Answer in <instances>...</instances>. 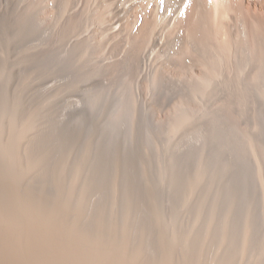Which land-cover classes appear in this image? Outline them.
<instances>
[{
	"label": "bare ground",
	"instance_id": "bare-ground-1",
	"mask_svg": "<svg viewBox=\"0 0 264 264\" xmlns=\"http://www.w3.org/2000/svg\"><path fill=\"white\" fill-rule=\"evenodd\" d=\"M30 40L47 46L37 51L31 62L39 61L41 55L48 60L52 55L73 54L82 49L79 74L68 75L82 77L81 94L62 95L46 104L41 102L42 93L51 96L66 83L67 70L45 76L36 67L22 68L23 58L18 51ZM0 49L6 52L5 61L9 66L0 88L5 87L8 94H12L23 86L19 94L18 121L24 123L28 112L41 106L34 112L36 115L32 114L35 118L27 132L23 131L21 136L16 134L15 161L18 165L30 166L31 161L41 156L40 152L50 149V145H56L65 136L64 141L71 144L77 136L73 129L75 118L82 113L87 119L88 110L96 103L104 98L113 100L115 104L103 124L96 153L94 151L85 166L86 175L92 179L89 202L107 205L110 181L117 180L120 187L118 210L123 211V203L130 200L134 216L149 206L138 166L131 154L126 155L124 167L119 168V177L112 180L108 172L111 152L107 151L108 141L113 140L119 124L128 122L134 99L155 120L174 119L183 113L208 118L190 127L178 146L194 142L209 124L214 123L216 142L213 149L229 136L236 146L245 147L232 134L233 119L238 116L243 94L252 117H260L264 110V99L260 97L264 96H259V92H264V0H0ZM180 99L195 108L177 106L172 109L171 105ZM199 107L200 110L196 109ZM54 154H44L41 166L34 169L30 166L29 176L21 181L15 179L18 182L14 184L16 203L13 205L10 201L12 208L6 209L7 212L11 210L8 215L12 218V227L0 226V264H53L55 255L57 263L54 264H155L152 257L155 258L156 252L159 255V249L153 230L144 231L146 247L142 254L136 250L135 236L139 229L133 228V232L132 228L130 231L103 230L102 236L112 234L107 240L92 241L88 237L89 233L83 229L87 217L80 218L82 179L75 183L63 205L70 207L77 202L76 211L54 216L50 206L51 188L47 186L45 192L42 188L43 193L38 194L35 182L37 173L43 169H47V173L49 166L54 167ZM262 156L264 159V154ZM151 174L153 178H150L154 179ZM169 181L174 184L171 195L174 196L177 188L171 174ZM45 182L50 184V178H45ZM126 187H129L127 196ZM198 195L195 198L199 199ZM73 212L78 215L77 219H71ZM108 216L104 213L105 218ZM54 234L64 247H52ZM197 244V240L192 243L187 258H198L200 262L204 257ZM173 246L180 254L179 243ZM208 246L206 252L209 254ZM235 250L233 248L226 256L225 264H237L233 260ZM163 253L162 264H181L176 254L168 250ZM237 257L236 260L240 258ZM187 258L182 264H187ZM200 264H205L204 260Z\"/></svg>",
	"mask_w": 264,
	"mask_h": 264
},
{
	"label": "rangeland",
	"instance_id": "rangeland-1",
	"mask_svg": "<svg viewBox=\"0 0 264 264\" xmlns=\"http://www.w3.org/2000/svg\"><path fill=\"white\" fill-rule=\"evenodd\" d=\"M42 47L47 46L37 40H30L22 51H18L23 58L22 68L36 67L42 70L45 76L61 74L67 70V74H65L67 80L51 96L42 93L40 95L41 102L46 104L62 95L81 94L82 77H68V75L79 74L82 68V49L73 54L52 55L48 60L45 55H41L39 61L31 62V59ZM0 51V84H3L2 81L7 78L6 71L9 66L5 61L6 52L4 49H0ZM40 62H44V64H39ZM22 88L23 86L19 87L12 94H8L5 87L0 88V182L2 181L0 183V226L12 227V218H9L8 215L11 210L7 212L6 209L12 208L9 207L11 202L13 205L16 203L14 193L17 189H15L14 184L18 182L15 181H21L23 177L29 176L28 168L30 166L32 169L41 166L45 160V157L42 158L44 154L55 152L54 156L57 160L55 159L53 164L56 167L49 166V172L46 173L47 169H43L35 175L37 177L35 181L37 182L36 191L41 194L43 193L42 188L44 192L47 186L51 188L50 206L54 216H60L71 210L76 211L77 202H74L70 207L63 205L72 193L71 190L75 183L82 179V214L80 218L83 219L84 217L85 219L87 217L83 229L89 233L88 237L92 241L99 238L103 240L110 238L111 233L107 236H102L101 233L109 228L112 230L121 228L124 231H130L129 229L132 228V232L133 228L139 229L135 236L136 250L142 254L146 247L144 231L153 230L159 249L157 250L159 255L157 252L156 256L153 254L156 259L152 257L153 261L156 260L155 264H162L164 250L176 254L182 264L187 258L190 246L196 240L200 247V255L204 258L200 262L198 258H187V264H200L203 260L205 264H225L226 256L231 253L233 248L236 249L233 257H240L236 260V257L231 256L237 264H264V159L262 156L264 154V110L260 117H252L250 105L244 94L237 112L238 116L233 119L232 134L234 137H238L245 147L236 146L233 137L229 136L216 149H213V144L216 142L214 123L209 124L194 142L178 146L190 127L200 124L208 118L183 113L174 119L155 120L134 99L130 105L128 122L123 121L119 124L113 140L108 141L107 144V151L111 152L108 172L111 174L112 180L119 177V168L124 167V160L128 154H131L138 166L140 176H142L143 192L145 191L144 194L149 206L142 208L138 215L134 216L132 215L130 200L123 203V207H125L123 211L119 212L118 210L120 187L117 180L116 182L110 181L108 192L110 197L106 194L107 205H101V203L99 205L96 201L89 202L92 179L86 175L85 166L92 158L94 151L96 153V143L102 135L103 124L115 101L104 98L101 102L96 103L88 110L87 119L82 117V113L78 115L73 122V129L77 131V136L71 144L64 141L67 138L65 136L57 141L56 145L55 143L50 145L55 150L50 147V149H46L47 152H40L41 156L38 155L33 162L31 161L30 166L25 165L22 168L15 161L16 134L21 136L23 131L27 132V127L35 118L32 114L39 110L37 108H41L38 106L37 111L34 108L33 111L28 112L24 123L18 121L19 94ZM259 89L261 91V87ZM263 91L264 87L262 86ZM3 94L7 96H3ZM260 94L264 96V92H259V96ZM260 97L264 99L262 96ZM177 106L188 109L195 108L189 106L182 99L176 100L171 108ZM196 109L200 110V107ZM138 111L142 113L138 114ZM27 118L30 119V122L27 121ZM177 147L179 154L175 155ZM70 150L72 153L69 155ZM248 156L250 162L247 161ZM73 161L75 162L73 163ZM151 173H153L154 179H152ZM170 174L176 181L177 192L174 196H171L174 184H169ZM44 176L50 178V184L45 182ZM200 188H203V191L198 195ZM152 189L153 191H151ZM168 190L170 191L169 194ZM126 193L127 196L129 187H126ZM195 195L200 196L199 199L195 198ZM156 196H159L161 200H158ZM104 199L103 201H106ZM193 199H197V203ZM44 210H46L45 205ZM104 213H108L109 216L105 218ZM77 218L78 215L73 212L71 219ZM172 243H179L180 254ZM208 245H210L209 254L206 252ZM52 247H64L55 234L53 235ZM248 249L250 253H248ZM206 254L208 255L206 256ZM54 263H57L56 255L54 256Z\"/></svg>",
	"mask_w": 264,
	"mask_h": 264
},
{
	"label": "snow or ice",
	"instance_id": "snow-or-ice-1",
	"mask_svg": "<svg viewBox=\"0 0 264 264\" xmlns=\"http://www.w3.org/2000/svg\"><path fill=\"white\" fill-rule=\"evenodd\" d=\"M161 2H163V0H161Z\"/></svg>",
	"mask_w": 264,
	"mask_h": 264
}]
</instances>
